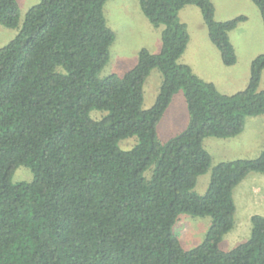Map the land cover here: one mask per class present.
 I'll use <instances>...</instances> for the list:
<instances>
[{"label":"trees","instance_id":"1","mask_svg":"<svg viewBox=\"0 0 264 264\" xmlns=\"http://www.w3.org/2000/svg\"><path fill=\"white\" fill-rule=\"evenodd\" d=\"M108 1L41 0L0 50V264H264L263 216L251 218L246 242L221 247L235 227L234 190L250 174L264 175V148L255 159L216 165L207 193L195 192L212 165L204 140L235 138L247 118L264 115V55L253 61L248 87L232 96L179 63L189 43L184 7L201 10L227 67L237 63L229 34L247 18L216 21L211 0H139L150 22L165 26L161 52L142 49L132 70L101 79L116 39ZM252 2L264 23V0ZM19 22L17 0H0V24ZM155 69L160 91L144 109ZM180 91L189 124L164 143L158 126ZM93 111L105 115L94 119ZM134 136L137 145L121 150ZM21 166L32 182L13 183ZM181 215L212 221L190 250L174 233Z\"/></svg>","mask_w":264,"mask_h":264},{"label":"rangeland","instance_id":"2","mask_svg":"<svg viewBox=\"0 0 264 264\" xmlns=\"http://www.w3.org/2000/svg\"><path fill=\"white\" fill-rule=\"evenodd\" d=\"M215 7V20L226 22L240 16L246 21L230 32L237 63L227 67L223 64L219 50L212 44L201 10L193 5L184 7L179 12L180 21L187 26L189 43L179 60L180 64L191 67L193 72L206 82L213 83L220 93L232 96L248 87L253 61L264 55V23L261 13L252 0H211ZM20 10L19 27L6 28L0 24V50L10 44L19 34L27 13L41 3V0H17ZM108 27L115 33L116 39L110 48V60L100 73L101 79L111 76H123L138 63L139 53L147 49L159 54L162 49V32L165 26H155L143 13L139 0H109L104 8ZM162 83V74L155 69L150 74L144 87L143 108H151L156 101ZM260 91H264V71ZM104 112L93 111L94 119H101ZM190 116L183 91L175 95L158 126L159 139L167 142L184 131ZM138 143V137H130L119 143L121 150H132ZM203 146L212 157L211 169L200 176L195 192L204 196L210 186L212 169L223 162L238 159H255L264 148V115L249 117L244 132L230 139L209 137ZM151 169L146 177H151ZM251 178L244 187L236 192L238 206L237 221L224 239L222 249L231 251L249 239V215L264 217V175ZM34 179L32 171L19 167L12 178L13 183H30ZM250 199V201H248ZM211 218H197L181 215L174 226V233L180 238L185 249L199 246L205 239L211 226ZM251 235V234H250Z\"/></svg>","mask_w":264,"mask_h":264},{"label":"crops","instance_id":"3","mask_svg":"<svg viewBox=\"0 0 264 264\" xmlns=\"http://www.w3.org/2000/svg\"><path fill=\"white\" fill-rule=\"evenodd\" d=\"M257 175H262V174H258V173H252V174H250L240 185H238L236 188H235V190H234V200H235V204H236V215H235V226H236V221H237V212H238V206H237V203H236V192H237V190H241L242 189V187H244L245 185H246V183L251 179V178H253V180H255V179H257V177H259V176H257ZM248 201H250V199H248ZM254 216V214H251V215H249V221H251V218ZM235 228V227H234ZM234 230V229H233ZM250 233H248L249 234V236H250V234H251V227H250V231H249ZM228 235V234H227ZM226 235V236H227ZM225 236V237H226ZM225 239V238H224ZM223 243H224V240H223V242H222V245H223ZM222 245H221V247H222ZM224 250V249H223Z\"/></svg>","mask_w":264,"mask_h":264}]
</instances>
